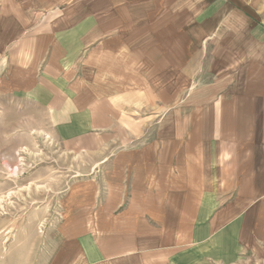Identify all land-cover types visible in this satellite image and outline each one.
<instances>
[{"label": "crops", "instance_id": "1", "mask_svg": "<svg viewBox=\"0 0 264 264\" xmlns=\"http://www.w3.org/2000/svg\"><path fill=\"white\" fill-rule=\"evenodd\" d=\"M143 12L158 31L128 28ZM44 110L62 141L99 140L51 264H264V20L234 0H0L2 182Z\"/></svg>", "mask_w": 264, "mask_h": 264}, {"label": "rangeland", "instance_id": "2", "mask_svg": "<svg viewBox=\"0 0 264 264\" xmlns=\"http://www.w3.org/2000/svg\"><path fill=\"white\" fill-rule=\"evenodd\" d=\"M234 1L241 6L243 13L264 20V0ZM62 12L61 9L58 14ZM139 15L141 22H129L134 23L131 26L128 24L129 29L137 31L149 26L158 31L162 25L161 22L147 21L146 18L152 16L148 12ZM213 58L210 52H204L202 82H197L203 87L210 82L207 81V74L208 70H212ZM43 114L42 133L28 134L25 149L14 150L19 143H24L22 137L10 140L11 164L5 170L6 181L2 182L0 178V264H51L54 251L68 234L64 224L67 222L69 193L73 185L83 184V176L89 170L88 159L93 157L86 154L88 151L78 152V149L86 145L94 150L99 142L97 131L90 138L72 143L74 145L64 142L60 135L53 132L52 122L45 117V110ZM32 115L34 112H28V117ZM148 116L150 112L138 113L137 120L140 125H152L154 129L162 125L165 117L157 107L153 117ZM34 124L32 120L27 128ZM144 136L141 137L148 138V135ZM149 137L153 139L155 136ZM250 264L256 263L252 261Z\"/></svg>", "mask_w": 264, "mask_h": 264}]
</instances>
